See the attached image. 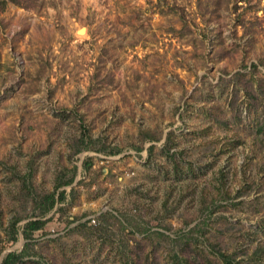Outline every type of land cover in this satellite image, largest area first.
I'll return each instance as SVG.
<instances>
[{
    "label": "rangeland",
    "instance_id": "374dc122",
    "mask_svg": "<svg viewBox=\"0 0 264 264\" xmlns=\"http://www.w3.org/2000/svg\"><path fill=\"white\" fill-rule=\"evenodd\" d=\"M18 1L0 8V264L75 166L20 264H183L184 233L190 264H264V0ZM83 132L100 150L75 152Z\"/></svg>",
    "mask_w": 264,
    "mask_h": 264
},
{
    "label": "trees",
    "instance_id": "16d2710c",
    "mask_svg": "<svg viewBox=\"0 0 264 264\" xmlns=\"http://www.w3.org/2000/svg\"><path fill=\"white\" fill-rule=\"evenodd\" d=\"M10 1L11 0H0L1 10L5 9L8 2H10ZM12 2L20 4V1H18V0H12ZM169 138H170V135H169ZM91 149L100 150V149H97L95 147L94 139H92L88 134H86V132H83L82 136L80 137V139L77 142V148H76L75 152L79 153V152H82L85 150H91ZM138 149H139V147H138ZM153 149H154V145L150 146L149 151L150 150L152 151ZM101 150L104 152H109V153H113V154L120 152L119 148L108 149L105 147V149H101ZM83 164H84L85 169L89 168L91 165V159H89V158L86 159L85 161H83ZM77 169H78V167L75 166L72 171L64 170V171H61L57 175L55 190L51 193H47V194L43 195L41 197V199L39 200V202H40V206H39L40 215H39V217H36L35 219L32 218V219L28 220L24 225L23 236H24L26 242H25V246H24L23 250L21 252L11 251V252L7 253L2 258L1 264H20L22 262V260L24 259V257L29 254L28 249L30 247V242L33 238L34 231L40 230L45 226L47 219H43V217L46 216L49 212H51L55 208L57 203L62 202L66 198L65 190H62L60 188H62L63 186L71 185L74 183V181L76 179V175H77ZM22 178L25 179L24 176H22ZM105 216H106V214H105ZM20 219L21 218L13 219V220H11V222L9 224L8 232L10 234V238L13 241H16L18 239L19 228L17 226V223H18V221H20ZM148 231H149L148 235L158 233L159 235H162V236L166 237L167 239H171V237L163 231H150V229H148ZM186 235H187V233H184V234H182V236H179V241L175 239L177 242L176 247L179 248V249L175 250L176 251L175 256L180 260V262H183V264H190L191 262L188 260V258L186 256H182V254H180V253H184L182 248H184L185 244L182 246H181V244L185 240L187 241ZM221 256H223V258L225 260V264H231L232 261L230 260V257L228 255L222 253ZM132 264H134L133 261H132Z\"/></svg>",
    "mask_w": 264,
    "mask_h": 264
},
{
    "label": "built area",
    "instance_id": "2783aa9c",
    "mask_svg": "<svg viewBox=\"0 0 264 264\" xmlns=\"http://www.w3.org/2000/svg\"><path fill=\"white\" fill-rule=\"evenodd\" d=\"M92 221L95 223L96 222V219H93Z\"/></svg>",
    "mask_w": 264,
    "mask_h": 264
},
{
    "label": "bare ground",
    "instance_id": "6f19581e",
    "mask_svg": "<svg viewBox=\"0 0 264 264\" xmlns=\"http://www.w3.org/2000/svg\"><path fill=\"white\" fill-rule=\"evenodd\" d=\"M84 32H85V30H84Z\"/></svg>",
    "mask_w": 264,
    "mask_h": 264
}]
</instances>
